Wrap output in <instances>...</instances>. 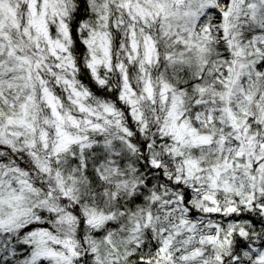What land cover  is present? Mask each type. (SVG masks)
Returning a JSON list of instances; mask_svg holds the SVG:
<instances>
[{"label": "snow or ice", "instance_id": "snow-or-ice-1", "mask_svg": "<svg viewBox=\"0 0 264 264\" xmlns=\"http://www.w3.org/2000/svg\"><path fill=\"white\" fill-rule=\"evenodd\" d=\"M0 264H264V0H0Z\"/></svg>", "mask_w": 264, "mask_h": 264}]
</instances>
